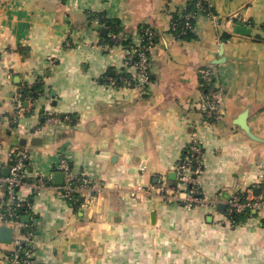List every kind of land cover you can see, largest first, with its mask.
Instances as JSON below:
<instances>
[{
  "label": "crops",
  "instance_id": "1",
  "mask_svg": "<svg viewBox=\"0 0 264 264\" xmlns=\"http://www.w3.org/2000/svg\"><path fill=\"white\" fill-rule=\"evenodd\" d=\"M190 1L0 0V163L22 151L28 179L50 177L38 194L18 190L38 264H264V209L231 223L225 204L264 187V0H210L215 17L199 13L192 37L180 38L172 17ZM142 26L155 45L140 91L135 68L122 62ZM205 67L224 89L210 124L202 121ZM33 85L39 95L22 98ZM47 113L57 120L48 124ZM193 138L211 207L160 194ZM61 155L93 180L90 196L69 203L57 189ZM4 202L0 193V210Z\"/></svg>",
  "mask_w": 264,
  "mask_h": 264
},
{
  "label": "built area",
  "instance_id": "2",
  "mask_svg": "<svg viewBox=\"0 0 264 264\" xmlns=\"http://www.w3.org/2000/svg\"><path fill=\"white\" fill-rule=\"evenodd\" d=\"M206 6L199 0L196 3L197 10L193 12L183 11L179 16L187 18H195L199 13H205L211 17H215L210 9V0H205ZM96 22L99 18L96 14H92ZM186 26L192 29V25L186 23ZM264 28V25H263ZM171 30H176V24L171 23ZM176 35V34H175ZM155 45L154 32L150 27L140 29L135 41L127 42L123 49L125 52L122 66L124 71H128V67L135 68L133 75L134 86L140 91L151 81V50ZM200 77L205 86L203 95V122L210 124L220 113L223 105L224 89L217 83L214 70L205 67L200 71ZM109 80L110 77H107ZM14 116L21 113L22 106L19 100L13 102ZM46 122L54 123L57 119L54 114H46ZM201 142L193 138L187 145L186 152L179 160L175 181L169 184L163 181L160 186V194L165 200L177 201L184 206H194L196 204L212 205L205 201L200 194L198 186V175L202 169L201 163ZM11 162L8 165L9 172L7 175L3 173V164L0 163V193L4 195L5 202L0 210V224H10L13 230L12 247L5 249L0 246V259L6 264H38L37 259L33 255V247L31 240L33 238V228L30 224L24 223L19 214V208L26 207L28 203L19 196L18 190L23 186H28L33 194H38L48 186L47 180L43 174H38L33 179H28L27 167L28 159L25 152L13 151L10 153ZM56 170L63 175V181L57 185V189L69 203L78 200L79 196H90L91 190L95 189V183L92 179L84 174L73 172L69 160L61 155L56 165ZM137 191V190H136ZM135 194V190L132 191ZM226 215L231 223H235V214L241 212H255L264 209V187L260 188L258 194H255L253 188L248 187L242 193H236L230 196L226 201ZM26 227L25 235L19 233V228Z\"/></svg>",
  "mask_w": 264,
  "mask_h": 264
},
{
  "label": "trees",
  "instance_id": "3",
  "mask_svg": "<svg viewBox=\"0 0 264 264\" xmlns=\"http://www.w3.org/2000/svg\"><path fill=\"white\" fill-rule=\"evenodd\" d=\"M199 0H191L187 7L184 9L185 12H193L195 10H197V6H196V3L198 2ZM204 6H206V1L205 0H200ZM172 22H174L176 24V30H174V33L176 34L177 37H180V38H190L192 37V32H191V28L187 27L186 26V23H189L193 26L194 24V18L193 17H189L187 19H185L184 17H181L179 16L177 13L173 14V17H172ZM147 26H142L140 27V29H143ZM155 41V39H154ZM40 90V87L38 85H33V86H30L29 88L25 89V90H22V94H21V97L23 98L25 95H31L32 98H36L39 94H38V91ZM185 152H186V149H185ZM24 207H21L19 208V214L22 215L23 212H24ZM250 213H247V212H241V213H238V214H235L234 215V218L236 219V221L244 218L246 215H248Z\"/></svg>",
  "mask_w": 264,
  "mask_h": 264
},
{
  "label": "water",
  "instance_id": "4",
  "mask_svg": "<svg viewBox=\"0 0 264 264\" xmlns=\"http://www.w3.org/2000/svg\"><path fill=\"white\" fill-rule=\"evenodd\" d=\"M105 29H103V33L105 34ZM9 172V168L8 167H5L3 169V173L5 175H7ZM57 179H58V176H57ZM22 220L23 222H26L28 220V216H22ZM12 234H13V230H12V227L11 226H6V225H3L0 227V241L1 242H9L11 241V238H12Z\"/></svg>",
  "mask_w": 264,
  "mask_h": 264
}]
</instances>
